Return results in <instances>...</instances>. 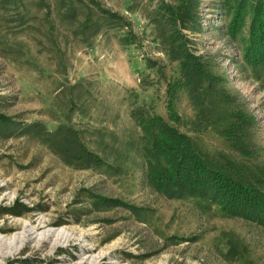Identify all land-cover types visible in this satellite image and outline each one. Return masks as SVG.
<instances>
[{
	"label": "rangeland",
	"instance_id": "rangeland-1",
	"mask_svg": "<svg viewBox=\"0 0 264 264\" xmlns=\"http://www.w3.org/2000/svg\"><path fill=\"white\" fill-rule=\"evenodd\" d=\"M176 2L0 0V235L70 233L0 246V264H264V225L151 181L155 117L225 174L264 166V72L243 57L255 0H200L184 40L161 20ZM240 118L246 154L225 135Z\"/></svg>",
	"mask_w": 264,
	"mask_h": 264
},
{
	"label": "trees",
	"instance_id": "trees-1",
	"mask_svg": "<svg viewBox=\"0 0 264 264\" xmlns=\"http://www.w3.org/2000/svg\"><path fill=\"white\" fill-rule=\"evenodd\" d=\"M176 1L175 6H162L161 20L164 26L175 30L177 37L184 40L185 36L177 28L194 30L199 25L194 12L199 8L200 0ZM251 7L248 42L243 57L250 67L264 72V0H255ZM233 10L229 30L236 34L243 23L244 4L237 2ZM177 47L181 71L186 79H203L205 74L199 57L187 52L181 43ZM242 123L240 118V122L233 123L225 135L233 137L236 149L246 154L249 137L247 130L240 128ZM143 129L150 145L148 153L155 161V165L149 166L151 181L158 190L166 193L173 189L183 191L187 196H204L227 214L264 225V166H255L253 172H247L246 176L238 173L228 175L207 164L188 136L158 117L151 118Z\"/></svg>",
	"mask_w": 264,
	"mask_h": 264
},
{
	"label": "bare ground",
	"instance_id": "bare-ground-1",
	"mask_svg": "<svg viewBox=\"0 0 264 264\" xmlns=\"http://www.w3.org/2000/svg\"><path fill=\"white\" fill-rule=\"evenodd\" d=\"M32 238L37 240L47 238H63L67 240L70 238V233L65 228H49L38 232V229L35 226H31L30 223H24L23 230L19 232V234H14L10 237L0 235V246H4L10 249V251L16 252L25 242Z\"/></svg>",
	"mask_w": 264,
	"mask_h": 264
}]
</instances>
